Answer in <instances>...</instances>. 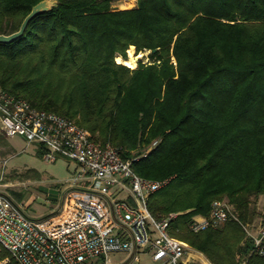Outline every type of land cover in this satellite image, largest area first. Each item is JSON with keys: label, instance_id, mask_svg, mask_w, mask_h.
I'll return each mask as SVG.
<instances>
[{"label": "trees", "instance_id": "1", "mask_svg": "<svg viewBox=\"0 0 264 264\" xmlns=\"http://www.w3.org/2000/svg\"><path fill=\"white\" fill-rule=\"evenodd\" d=\"M38 1L0 0V33L17 30ZM57 1L0 42V89L73 119L124 159L139 156L136 174L169 178L148 196L152 215L176 212L172 236L212 264H241L251 240L238 222L264 195V0H136L123 9ZM130 47L155 49L151 62L117 63ZM214 199L238 221L190 232ZM0 263L17 264L2 247Z\"/></svg>", "mask_w": 264, "mask_h": 264}, {"label": "built area", "instance_id": "2", "mask_svg": "<svg viewBox=\"0 0 264 264\" xmlns=\"http://www.w3.org/2000/svg\"><path fill=\"white\" fill-rule=\"evenodd\" d=\"M0 132L43 146L46 161L61 156L77 168L58 209L38 218L27 215L1 189L5 184L0 172V247L17 264H212L169 233L176 212L152 215L148 196L169 178L136 174L131 162L139 156L124 159L117 148L100 145L73 119L1 89ZM229 219L238 221L232 206L214 199L206 215L192 218L188 230L197 233ZM246 232L251 248L241 264H264V216L253 232ZM111 253L119 254V260L112 261Z\"/></svg>", "mask_w": 264, "mask_h": 264}, {"label": "rangeland", "instance_id": "3", "mask_svg": "<svg viewBox=\"0 0 264 264\" xmlns=\"http://www.w3.org/2000/svg\"><path fill=\"white\" fill-rule=\"evenodd\" d=\"M135 3L136 0L129 2L113 0L111 8H132ZM129 49L126 51V56ZM131 51L135 52L134 47ZM138 54H142V56L137 59L135 67L138 62L144 64L151 62L149 50L141 51L136 55ZM39 147L40 145L35 142L27 143L23 137H7L0 132V172L2 171L3 175L2 181L8 184L1 188H5L12 195L8 194L14 201L19 204L26 203L28 205L26 213L34 218L45 215L51 207L56 208L59 205L68 188V181L77 171L75 163L61 156H57L54 162L44 160L37 154ZM82 185L84 186L86 183H82ZM249 209L254 210V215L249 214L247 220L240 219L238 222L245 237L248 238L246 231L253 232L264 216V195H259L256 198L251 197ZM235 214L237 215L236 211ZM109 258L116 262L120 255L111 253ZM146 262L148 261H143V263Z\"/></svg>", "mask_w": 264, "mask_h": 264}, {"label": "water", "instance_id": "4", "mask_svg": "<svg viewBox=\"0 0 264 264\" xmlns=\"http://www.w3.org/2000/svg\"><path fill=\"white\" fill-rule=\"evenodd\" d=\"M57 4H58L57 0H39L37 3H35L31 7L30 11L24 16V18L22 19L17 30H15L11 33H8V34L0 33V42L6 43V42H9V41L19 37L23 33L28 21L32 17H34L35 15H38L40 13L49 11L51 8L55 7ZM154 51H155V49L150 50V52H154Z\"/></svg>", "mask_w": 264, "mask_h": 264}, {"label": "bare ground", "instance_id": "5", "mask_svg": "<svg viewBox=\"0 0 264 264\" xmlns=\"http://www.w3.org/2000/svg\"><path fill=\"white\" fill-rule=\"evenodd\" d=\"M132 47L129 49V53L127 55V58L122 59L119 55H117L115 57V60L117 62H122L123 64H125L126 66L130 67V68H134L136 65V61L139 57L142 56V54H138L136 55L134 52L131 51Z\"/></svg>", "mask_w": 264, "mask_h": 264}, {"label": "crops", "instance_id": "6", "mask_svg": "<svg viewBox=\"0 0 264 264\" xmlns=\"http://www.w3.org/2000/svg\"><path fill=\"white\" fill-rule=\"evenodd\" d=\"M3 183H4V182H3ZM4 184H5V186L8 185V184H6V183H4ZM5 186H4V187H5ZM1 189H2V188H1ZM4 189H5V188H4ZM4 189H2V190L5 191V192H7L6 189H5V190H4ZM7 193L9 194V192H7ZM12 194L14 195V193H12ZM9 195H11V194H9ZM11 196H12V195H11ZM15 196H16V195H15ZM21 206L23 207V210H24L25 213H26V210H27V206H28V205H26V203H22ZM59 206H60V203H59V205H58L56 208L51 207L50 210H49V212H47L45 215H47V214H49V213H51V212L57 210ZM26 214H27V213H26ZM27 215H28V214H27ZM29 215H30V214H29ZM45 215H43V216H45ZM41 217H42V216H41Z\"/></svg>", "mask_w": 264, "mask_h": 264}]
</instances>
